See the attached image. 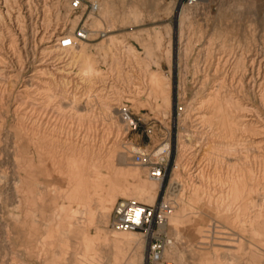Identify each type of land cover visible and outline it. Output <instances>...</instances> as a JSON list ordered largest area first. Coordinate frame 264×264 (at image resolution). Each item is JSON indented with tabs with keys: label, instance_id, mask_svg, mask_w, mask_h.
<instances>
[{
	"label": "rangeland",
	"instance_id": "374dc122",
	"mask_svg": "<svg viewBox=\"0 0 264 264\" xmlns=\"http://www.w3.org/2000/svg\"><path fill=\"white\" fill-rule=\"evenodd\" d=\"M100 2L94 23L106 34L59 50L49 35L68 18L62 0H0V264H140L145 236L110 224L122 197L178 215L168 220L176 264H264V139L251 145L264 135V87L229 95L225 61L213 71L219 55L241 70L264 50V0ZM47 57L73 64L78 82L61 85L50 70L23 93ZM121 96L132 97L136 127ZM246 104L260 110L256 124ZM198 106L208 116L195 125ZM165 142L161 180L133 153Z\"/></svg>",
	"mask_w": 264,
	"mask_h": 264
},
{
	"label": "built area",
	"instance_id": "2783aa9c",
	"mask_svg": "<svg viewBox=\"0 0 264 264\" xmlns=\"http://www.w3.org/2000/svg\"><path fill=\"white\" fill-rule=\"evenodd\" d=\"M66 2L68 18L60 27L58 46L71 49L91 36H104V26L96 27L94 20L99 16L100 3L97 0H62ZM195 5L199 0H185ZM129 127H136L137 121L131 107L120 111ZM139 114V113H138ZM160 149V148H159ZM151 154L144 148H137L133 157L139 163L147 164L150 174L163 179L167 173L171 153L170 142H165L160 150ZM177 167L173 166V168ZM169 209L163 201L148 203L135 198L122 197L115 203L111 212L110 224L113 227L140 231L147 239V256L140 264H176L168 256L169 249L176 243L168 229Z\"/></svg>",
	"mask_w": 264,
	"mask_h": 264
},
{
	"label": "bare ground",
	"instance_id": "6f19581e",
	"mask_svg": "<svg viewBox=\"0 0 264 264\" xmlns=\"http://www.w3.org/2000/svg\"><path fill=\"white\" fill-rule=\"evenodd\" d=\"M99 1L100 3V12H99V16L96 17V20H103V14H102V5H101V2L100 0H97ZM63 3L66 5V2L63 1ZM49 29V28H48ZM47 30V29H46ZM52 30V29H51ZM54 30V29H53ZM48 33V32H47ZM46 33V34H47ZM58 33V32H57ZM57 34L56 33H53L51 32V34L49 35L50 39L54 40V44L53 46H56L57 49L60 50L61 47L58 46V36H56ZM45 36V35H44ZM79 45H83L82 42L79 44ZM73 48H76L73 47ZM62 50V49H61ZM70 51V50H69ZM219 51V50H217ZM224 51V50H223ZM51 52V51H50ZM65 52V51H64ZM63 52V53H64ZM221 52V51H220ZM217 53L218 55L221 54V53ZM67 54H69L70 52H66ZM223 53V52H222ZM226 54H222V55H219L217 56V58H215V61H217V63L214 65L213 63H209L210 67L209 68H212V64L214 66V70L213 71H217L219 66H220V63L225 61L224 62V69L225 71L228 73V74H232L231 78L228 79L230 80L229 83L227 84L228 85V90L227 91L229 93V95H238L239 94V91L240 88L243 89V88H253V87H259L262 89V87H264V50H259L255 53H251V54H248L247 55V59H245V62L242 63V69L241 70H238L237 69V64L234 63L236 60L233 58H226ZM246 56V55H245ZM224 58H226V60H224ZM211 61V60H210ZM238 62V61H236ZM73 64H71L70 62H68V60H64V59H61V60H52L50 59V57H47L45 58L42 62H39V64L37 65V69H35L28 77L27 81H29L30 83H26L24 84L23 88L21 89V91L23 93H28L29 90L32 89L34 83H37V85L41 84L42 83V80H41V77L43 74H48V72L51 70L52 73L50 74H53L54 75V81L58 82L59 84L63 85L64 86H67V85H76V83L78 82V79H79V76L78 74H76L74 71H75V68L72 66ZM237 66V67H236ZM206 69V68H205ZM221 69V68H220ZM94 70V69H93ZM225 71H224V75H225ZM208 72H212L211 69L208 70ZM237 72H241L240 75H237L236 73ZM208 73V74H209ZM214 73V72H213ZM86 74V73H84ZM210 75V74H209ZM44 77V76H43ZM42 77V78H43ZM46 77V76H45ZM53 77V76H52ZM207 77V76H206ZM228 78V77H227ZM48 79V78H47ZM82 79V78H81ZM202 79V78H201ZM225 79V78H224ZM208 80V79H207ZM226 80V79H225ZM224 80V81H225ZM103 81V80H102ZM218 81V80H217ZM221 82H222V79H221ZM102 84V83H101ZM222 84V83H221ZM220 84V85H221ZM226 84V82H225ZM224 84V85H225ZM156 85V83H155ZM40 86V85H39ZM195 86L198 87V89H206L207 88V83H206V80H200L199 77L197 79V82L195 83ZM223 86V85H221ZM219 86V87H221ZM217 86V82L216 84L212 85L210 87V91L207 92V94H212V90L215 89ZM227 87V86H226ZM225 87V88H226ZM138 88V87H137ZM224 88V87H223ZM64 89V88H63ZM141 89V88H140ZM226 90V89H225ZM224 90V91H225ZM198 91V90H197ZM200 91V90H199ZM218 91V90H217ZM222 91V90H221ZM244 91V90H243ZM142 92V91H141ZM219 92V91H218ZM121 93V92H120ZM29 94V93H28ZM214 94V93H213ZM219 94V93H218ZM152 95V94H151ZM221 95V92L220 94ZM223 95V94H222ZM228 95V94H227ZM240 95V94H239ZM238 95V96H239ZM207 96V95H206ZM218 96V95H217ZM225 96V95H224ZM244 96V95H243ZM208 97V96H207ZM219 97V96H218ZM217 97V98H218ZM227 97V96H225ZM124 97H119V99H114L116 101V104L119 106V111L123 110L124 108H127V107H131V103H133V100H132V97L131 96H127L123 99ZM134 98V97H133ZM236 98V97H235ZM241 98V96H240ZM199 99V98H198ZM221 99V98H220ZM225 99V98H224ZM243 99V97L241 98ZM202 100H203V97H202ZM223 100V99H222ZM237 100V99H236ZM114 101V102H115ZM137 101V99L135 100ZM196 104V103H195ZM201 104V103H199ZM204 105V103H203ZM202 105V106H203ZM252 105V104H251ZM117 107V106H116ZM246 108H244V119H245V122L246 124H256L257 121L259 122L261 120V112L260 110H256L254 107L252 106H245ZM243 108V107H242ZM196 111L194 112V121H195V125L196 124H199V123H203L205 117H206V113L207 111L205 112V110L201 109L200 106H198L197 108H195ZM224 110V109H223ZM240 110L241 107H240ZM221 113V112H219ZM213 114V113H212ZM207 116H208V113H207ZM229 116V115H228ZM123 117V116H122ZM34 125V124H33ZM200 127V126H199ZM31 128V127H30ZM32 129V128H31ZM197 129V127L195 128ZM199 130V128H198ZM34 132V131H33ZM262 133V131H261ZM261 133H257L258 136H256L255 138H253L252 142H251V145L255 146V145H259V143L262 142V138L264 139V135L262 133V136ZM56 135V134H55ZM67 136V135H66ZM237 136V135H236ZM31 138V136H30ZM69 139V137L67 138ZM65 140V142H67L68 140ZM261 139V141H260ZM78 140V139H77ZM75 140V141H77ZM71 143V141H69ZM114 142V141H113ZM74 143V142H73ZM72 143V144H73ZM76 143V142H75ZM78 143V142H77ZM83 144V143H82ZM76 145V144H75ZM74 145V146H75ZM114 144H111L110 146H112ZM72 146V145H71ZM70 146V147H71ZM81 146V144H80ZM79 148H83V147H80ZM84 146V145H82ZM245 146V145H244ZM85 147V146H84ZM78 148V147H77ZM86 148V147H85ZM162 147H160L161 149ZM159 149V150H160ZM87 151V150H86ZM246 152V151H245ZM111 153V152H110ZM259 153V152H258ZM246 154V153H245ZM244 154V155H245ZM22 155V154H21ZM197 155V154H196ZM250 155L248 153V155L244 156L243 158H248ZM242 157V156H241ZM240 157V160L243 161L244 159ZM249 160V159H248ZM247 161V160H245ZM74 162V161H73ZM243 163H245L243 161ZM72 164V163H71ZM193 164V163H192ZM248 165V164H247ZM249 169V168H248ZM247 169V170H248ZM246 170V169H245ZM249 172V171H248ZM241 173H243L241 171ZM242 175V174H241ZM246 175V174H245ZM239 176V175H238ZM25 180V179H24ZM159 181V180H158ZM236 181V179H235ZM177 184L175 187H177L179 185V188L181 186L180 184V181L177 179ZM238 184V183H237ZM236 185V184H235ZM238 186V185H237ZM234 189H235V186H233ZM232 188V187H231ZM230 188V189H231ZM181 190V189H180ZM237 190V188H236ZM177 191V190H175ZM179 191V190H178ZM235 192V190H233ZM152 193V192H151ZM228 194V193H227ZM230 194V193H229ZM234 195V194H233ZM219 200V199H218ZM245 208V207H244ZM170 216L172 217V219L174 220H177L179 217L178 215H174L172 214V209L169 211V214H168V220L170 218ZM173 227V226H172ZM83 228V227H82ZM123 232H132V233H136V231H133V230H129V231H123ZM139 233V232H138ZM142 236V235H141ZM176 246L177 244L175 243L168 251V256H170L171 258L174 259V255L175 257L178 255V252L176 250ZM91 248H93L94 246L90 245ZM93 251V250H92ZM74 253V252H73ZM77 254V253H76ZM74 259V257H72ZM76 260V259H75ZM175 260V259H174ZM74 262V261H73ZM176 262V261H175Z\"/></svg>",
	"mask_w": 264,
	"mask_h": 264
}]
</instances>
